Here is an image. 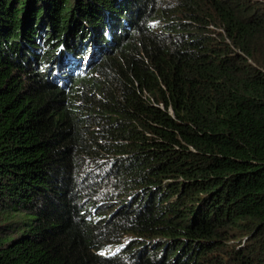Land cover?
<instances>
[{
    "label": "trees",
    "instance_id": "trees-1",
    "mask_svg": "<svg viewBox=\"0 0 264 264\" xmlns=\"http://www.w3.org/2000/svg\"><path fill=\"white\" fill-rule=\"evenodd\" d=\"M0 264H264V0H0Z\"/></svg>",
    "mask_w": 264,
    "mask_h": 264
},
{
    "label": "rangeland",
    "instance_id": "rangeland-1",
    "mask_svg": "<svg viewBox=\"0 0 264 264\" xmlns=\"http://www.w3.org/2000/svg\"><path fill=\"white\" fill-rule=\"evenodd\" d=\"M111 248V247H110ZM110 248L108 247L104 252L105 254H111L113 253L115 250H113L112 252L110 251Z\"/></svg>",
    "mask_w": 264,
    "mask_h": 264
}]
</instances>
